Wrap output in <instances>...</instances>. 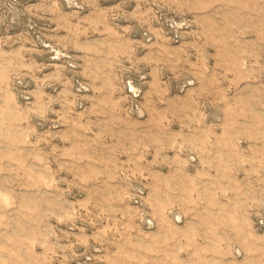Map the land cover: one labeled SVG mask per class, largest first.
I'll list each match as a JSON object with an SVG mask.
<instances>
[{
    "label": "rangeland",
    "instance_id": "1",
    "mask_svg": "<svg viewBox=\"0 0 264 264\" xmlns=\"http://www.w3.org/2000/svg\"><path fill=\"white\" fill-rule=\"evenodd\" d=\"M0 264H264V0H0Z\"/></svg>",
    "mask_w": 264,
    "mask_h": 264
}]
</instances>
